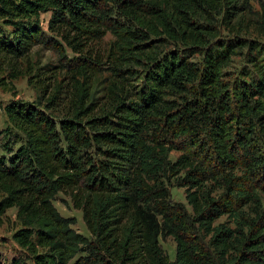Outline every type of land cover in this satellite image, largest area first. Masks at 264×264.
<instances>
[{
    "label": "trees",
    "instance_id": "obj_1",
    "mask_svg": "<svg viewBox=\"0 0 264 264\" xmlns=\"http://www.w3.org/2000/svg\"><path fill=\"white\" fill-rule=\"evenodd\" d=\"M252 33L264 39L251 0H0V63L37 45L59 53L7 76L27 74L37 94L5 103L0 130V225L16 207L12 238L31 264H264V42ZM59 191L89 236L58 211Z\"/></svg>",
    "mask_w": 264,
    "mask_h": 264
},
{
    "label": "rangeland",
    "instance_id": "obj_2",
    "mask_svg": "<svg viewBox=\"0 0 264 264\" xmlns=\"http://www.w3.org/2000/svg\"><path fill=\"white\" fill-rule=\"evenodd\" d=\"M252 6L256 10H260V5L264 0H251ZM48 14H42V24L46 30ZM251 38H256L261 42H264V39L252 33L249 35ZM111 35L107 33L104 36L102 42V47L106 46L107 41L110 40ZM58 41L61 42L59 38ZM63 47L64 44L62 43ZM67 52L72 55V52L67 49ZM244 51L240 52L233 56L231 65L228 67L229 71H237L241 66L246 62L244 59ZM7 58V57H6ZM5 58V59H6ZM27 59L39 64L43 63L46 60H50L54 63H59V53L53 49L47 48L43 45H37L33 50L28 54L27 58L17 59V60H8L4 63H0V76L7 77L9 76V71L12 72H24L27 66ZM63 60V58H62ZM5 61V60H4ZM64 61V60H63ZM236 73V72H235ZM7 84H0V130L3 129L7 124L6 114L4 112V105L12 98H19L24 100H34L36 98L35 88L28 82V75L20 73L16 78L7 77L5 78ZM7 87V88H6ZM1 138V136H0ZM3 139V138H2ZM1 143V142H0ZM3 149L0 145V154ZM178 154L177 151H172L170 154L171 158L174 159ZM171 194L175 200H181L185 202L184 198V189L183 187L173 186L171 187ZM262 201L264 202V194L262 195ZM54 205L58 211L64 215L73 217L74 222L72 226L77 231L89 236L90 232L86 228L84 220L82 218V212L80 209L75 208L72 205V202L67 194L62 191H59L54 200ZM16 207H9L5 212L4 222L0 225V264H10L12 258L20 257L26 264H31V260L27 257V252L22 249L12 238V232L14 228L18 226L15 217ZM225 215L217 219V221L225 220ZM160 243L163 249L166 251L170 259L174 258V248L175 242L171 236H166L165 238H160Z\"/></svg>",
    "mask_w": 264,
    "mask_h": 264
}]
</instances>
